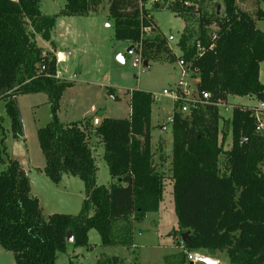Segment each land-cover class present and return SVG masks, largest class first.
I'll return each mask as SVG.
<instances>
[{
	"label": "trees",
	"instance_id": "obj_1",
	"mask_svg": "<svg viewBox=\"0 0 264 264\" xmlns=\"http://www.w3.org/2000/svg\"><path fill=\"white\" fill-rule=\"evenodd\" d=\"M63 1L61 16H87L102 3ZM150 1L108 0L114 38L137 45L142 57L166 46L146 8ZM237 1L223 0V15L201 11V0H153L151 9H167L184 22L178 41L184 59L192 60L198 42L203 47L212 44V50L193 61L198 92L210 93L213 102L235 96L254 97L264 104L259 80L264 10L251 15L239 9ZM39 3L0 0V101H4L12 137L18 139L22 123L16 98L47 96L52 119L37 131L45 160L43 173L55 184L62 175L78 177L84 199L76 216L54 214L45 219L30 193L25 171L9 156L1 139L0 248L14 255L15 264H55L56 254L67 249L68 235L74 238V246L84 247L90 230L98 233L103 247L130 248L133 225L158 211L164 190L150 150V93H130L129 119L105 118L98 126L92 124L93 118L72 123L58 120L60 98L72 84L58 79L55 54L36 44L40 37L51 50L55 48L51 32L56 16L43 15ZM256 21L263 22V31L256 28ZM145 29L153 36L147 38ZM220 120L218 108L211 105L172 114L170 179L177 226L187 234L183 247L189 253L204 251L213 256L227 250L234 264H264V135L255 131L254 109L235 106L226 121L231 146L224 151L222 141L228 133L223 127L219 142ZM93 137L102 145L109 176L117 181L109 187L96 185ZM222 154L226 157L223 173L218 166ZM96 264L126 263L117 256H103Z\"/></svg>",
	"mask_w": 264,
	"mask_h": 264
},
{
	"label": "rangeland",
	"instance_id": "obj_2",
	"mask_svg": "<svg viewBox=\"0 0 264 264\" xmlns=\"http://www.w3.org/2000/svg\"><path fill=\"white\" fill-rule=\"evenodd\" d=\"M157 1L168 3L172 0ZM152 3L153 0L146 8L151 10L157 32L166 39V46L152 51L148 57H142L137 45L114 38L108 0H102L97 11L90 13V17L61 16L59 13L65 4L63 0H40V12L46 16H56L51 39L56 51L62 52L66 57L65 61L57 63V71L61 72L59 77L61 81L72 84L64 90L59 101L57 118L60 122H78L95 116L100 121L105 118L125 120L130 116L129 96L132 91H143L155 97L164 89L173 88L181 78L188 82L190 90L193 89L198 80L197 74H194L191 66L183 68L185 72L178 67V61L183 59L178 41L184 22L167 9L152 10ZM237 5L251 15L257 9L264 10V0L258 3L238 0ZM199 8L207 13H224L223 0H201ZM256 28L263 31V22L256 21ZM150 36L153 35L146 34L147 38ZM35 41L38 47L50 49L48 43L40 37ZM131 48L133 51L130 52ZM186 61L190 62L191 59ZM260 69L259 80L264 85V62ZM16 104L22 123V137H12L4 101H0V140L4 139L3 145L12 159L20 165L25 164L30 193L38 200L44 218L54 214L76 216L84 199L82 181L78 177L62 175L55 184L43 173L45 160L39 148L37 131L52 119L47 96L42 93L20 95L16 98ZM235 106L253 108L258 107L259 102L254 97L230 96L226 102L228 110H225V106L218 108L221 117L219 142L223 138L222 128L230 120L232 108ZM174 111L176 105L169 99L158 97L153 101L150 150L153 154V165L163 176L164 190L158 211L147 214L143 222L133 225L134 246L131 249L103 247L98 233L90 230L87 234V245L84 247L74 246L75 240L70 235L72 241L68 243L64 253L56 254L55 264H96V260L103 256H117L126 264H203L189 259V254L209 258L216 264H234L227 250L213 256L204 251L189 253L183 247L181 236L186 232L177 226L170 179L172 133L167 120ZM260 117L264 119L263 114ZM261 134L264 135V131ZM230 146L229 135L222 141V148L228 151ZM91 148L97 170L96 185L109 187L116 183V179L109 176L102 159V145L94 137ZM218 166L223 173L226 168L224 154L219 157ZM0 264H15L14 255L0 248Z\"/></svg>",
	"mask_w": 264,
	"mask_h": 264
},
{
	"label": "built area",
	"instance_id": "obj_3",
	"mask_svg": "<svg viewBox=\"0 0 264 264\" xmlns=\"http://www.w3.org/2000/svg\"><path fill=\"white\" fill-rule=\"evenodd\" d=\"M144 31L148 33V29H145ZM212 48H213L212 44H210L207 47H203L198 42L195 46L196 54L192 58V60L190 62H187L186 60H184V58L180 59L178 61V67L181 70H184L183 68H187L189 66H191L192 68L193 61L196 58L201 57L204 53L212 50ZM182 72H185V70ZM193 72L194 74H197V71L195 69H193ZM197 81L198 80H196V82L194 83L193 89L190 90V86L188 85V82L184 81L183 78H181L173 88L164 89L160 95H157L155 97L152 96V100L154 101L158 97H164L166 99H169L173 105H176V110L181 114H187L192 108H197L199 106H204V105H211L217 108H220L222 106L226 107V102H213L211 100L210 93L206 91L198 92L196 87ZM252 109H254V117L256 121L255 131L261 134L264 131V119L260 117V114L262 115V112H260V110H264V104H259L258 107L256 108L253 107ZM225 110H228V108L226 107ZM167 122L171 124L172 116L168 118ZM92 124L94 126L100 125L99 119L97 117H94L92 119ZM195 256L189 254L188 258L192 260L194 259Z\"/></svg>",
	"mask_w": 264,
	"mask_h": 264
},
{
	"label": "crops",
	"instance_id": "obj_4",
	"mask_svg": "<svg viewBox=\"0 0 264 264\" xmlns=\"http://www.w3.org/2000/svg\"><path fill=\"white\" fill-rule=\"evenodd\" d=\"M90 15L91 14H89V15H87V16H85V17H90ZM54 44V43H53ZM54 46H55V44H54ZM50 51H52L54 54H55V56H56V58H57V63H60V62H63V61H65L66 60V57L64 56V54L62 53V52H57L56 51V49L54 48L53 50H51V49H49ZM262 64V63H261ZM261 64H260V68H261ZM63 74V73H62ZM260 75H261V69H260V72H259V77H260ZM59 76H61V72H58L57 71V77H58V79L61 81V78L59 77ZM264 86V85H263ZM263 115H264V113H262ZM96 117V116H95ZM94 118V117H93ZM98 118V117H97ZM100 121V120H99ZM228 121V120H227ZM101 122V121H100ZM227 126H228V129L226 130V128H227ZM219 127L221 128V123H219ZM224 128H225V131L228 133L227 134V137L230 135V132H229V125L225 122V125L223 126ZM227 137H226V139H227ZM225 139V140H226ZM21 167L23 168V170L25 171V164L24 163H21ZM40 171H41V169H40ZM25 173H26V175H27V172L25 171ZM134 246V244L131 246V247H133ZM131 247H130V249H131Z\"/></svg>",
	"mask_w": 264,
	"mask_h": 264
},
{
	"label": "water",
	"instance_id": "obj_5",
	"mask_svg": "<svg viewBox=\"0 0 264 264\" xmlns=\"http://www.w3.org/2000/svg\"><path fill=\"white\" fill-rule=\"evenodd\" d=\"M131 51H133V48H131L130 52H131ZM121 61H122V59H121ZM227 129H228V126H227L226 130H227ZM162 130H164V128H162ZM181 239H182V242L185 244L186 241H187V235H186V234H183V235L181 236ZM71 241H72V238H71L70 235H68V237H67V243H70ZM194 260H195V261H198V262H201V263H203V264H216L215 261H213V260H211V259H209V258L203 257V256H199V255H196V256L194 257Z\"/></svg>",
	"mask_w": 264,
	"mask_h": 264
}]
</instances>
